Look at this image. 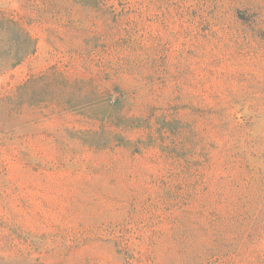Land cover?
<instances>
[{
	"label": "rangeland",
	"instance_id": "374dc122",
	"mask_svg": "<svg viewBox=\"0 0 264 264\" xmlns=\"http://www.w3.org/2000/svg\"><path fill=\"white\" fill-rule=\"evenodd\" d=\"M0 49V264H264V0H0Z\"/></svg>",
	"mask_w": 264,
	"mask_h": 264
},
{
	"label": "trees",
	"instance_id": "16d2710c",
	"mask_svg": "<svg viewBox=\"0 0 264 264\" xmlns=\"http://www.w3.org/2000/svg\"><path fill=\"white\" fill-rule=\"evenodd\" d=\"M2 50L3 49H0V58H3L0 60V76L17 68L26 58V55L24 56L23 53L20 52V49H10L5 52Z\"/></svg>",
	"mask_w": 264,
	"mask_h": 264
}]
</instances>
